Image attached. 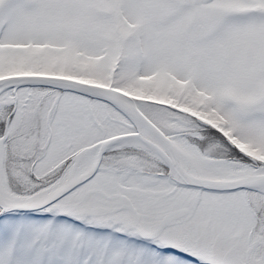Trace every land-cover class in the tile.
I'll use <instances>...</instances> for the list:
<instances>
[{"label":"snow or ice","instance_id":"snow-or-ice-1","mask_svg":"<svg viewBox=\"0 0 264 264\" xmlns=\"http://www.w3.org/2000/svg\"><path fill=\"white\" fill-rule=\"evenodd\" d=\"M0 264H264V0H0Z\"/></svg>","mask_w":264,"mask_h":264}]
</instances>
